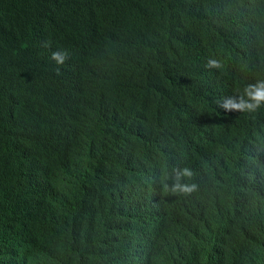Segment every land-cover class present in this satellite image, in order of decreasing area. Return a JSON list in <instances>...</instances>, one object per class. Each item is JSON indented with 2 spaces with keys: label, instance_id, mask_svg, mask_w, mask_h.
I'll use <instances>...</instances> for the list:
<instances>
[{
  "label": "trees",
  "instance_id": "trees-1",
  "mask_svg": "<svg viewBox=\"0 0 264 264\" xmlns=\"http://www.w3.org/2000/svg\"><path fill=\"white\" fill-rule=\"evenodd\" d=\"M62 14L86 21L83 55L41 158L0 154V264H264V170L250 166L264 155V107L216 104L264 80V0H0V47L57 44ZM109 50L129 58L125 79L98 68ZM211 58L222 67L206 69ZM11 82L0 57V87ZM198 161L240 180L217 200L219 241L203 255L143 218L145 201L179 200L165 174Z\"/></svg>",
  "mask_w": 264,
  "mask_h": 264
},
{
  "label": "clouds",
  "instance_id": "clouds-1",
  "mask_svg": "<svg viewBox=\"0 0 264 264\" xmlns=\"http://www.w3.org/2000/svg\"><path fill=\"white\" fill-rule=\"evenodd\" d=\"M82 1L64 0L69 6ZM57 26L61 37L55 45L18 48L14 55L7 45L0 47V57L8 60V74L13 80L0 87V154L8 149L39 160L54 134L57 104L72 67L81 60L87 37L86 21L81 16L62 14ZM96 64L107 78L123 80L130 60L124 54L109 50ZM204 66L220 69L222 63L211 58ZM216 104L218 111L226 115L253 113L264 107V80H252L235 94H223ZM106 120L117 121L113 117ZM250 166L258 172L264 170V155L253 158ZM172 172L171 176L165 174L161 183L166 192L180 196L179 200L171 205L151 199L145 201V225L149 232L162 234L177 245L182 240L191 246L204 245L200 253L203 255L219 241L218 223L213 218L217 200L232 194L235 186L240 187V180L225 166L212 162L198 161L189 168H173ZM169 179L173 181L170 185L165 182Z\"/></svg>",
  "mask_w": 264,
  "mask_h": 264
},
{
  "label": "bare ground",
  "instance_id": "bare-ground-1",
  "mask_svg": "<svg viewBox=\"0 0 264 264\" xmlns=\"http://www.w3.org/2000/svg\"><path fill=\"white\" fill-rule=\"evenodd\" d=\"M36 178H38V175H36ZM29 184V183H28ZM151 207L149 206V209H150ZM31 212V211H30ZM30 221L31 220H28L27 222H26V224H24V227L23 228H31V224H30ZM23 224V223H22ZM148 224H149V229H150V231H151V229H152V227H151V225H150V222H148ZM140 225H142V222L140 221ZM18 231H20V230H18ZM114 231V230H113ZM113 231H112V234H113ZM131 231V230H130ZM141 233V232H140ZM19 236V244H20V232H19V234H18ZM149 235V234H148ZM15 249V248H14ZM18 249V248H17ZM22 256V255H21ZM21 258H23V257H21ZM9 259H12V258H9ZM142 263V257H141V259H140V264Z\"/></svg>",
  "mask_w": 264,
  "mask_h": 264
}]
</instances>
